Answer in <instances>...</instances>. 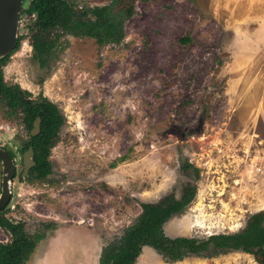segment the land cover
<instances>
[{"label":"rangeland","instance_id":"374dc122","mask_svg":"<svg viewBox=\"0 0 264 264\" xmlns=\"http://www.w3.org/2000/svg\"><path fill=\"white\" fill-rule=\"evenodd\" d=\"M21 23L4 78L65 116L47 179L12 181L6 215L28 221L30 232L56 224L27 264H98L141 203L179 198L193 182L180 169L186 159L200 169L197 192L163 224L167 236L238 231L264 210V0L135 1L121 39L61 36L43 70L19 52L31 33V21ZM25 137L0 111V146L17 151ZM7 238L0 227V241ZM135 264L258 263L241 250L172 262L145 246Z\"/></svg>","mask_w":264,"mask_h":264},{"label":"trees","instance_id":"16d2710c","mask_svg":"<svg viewBox=\"0 0 264 264\" xmlns=\"http://www.w3.org/2000/svg\"><path fill=\"white\" fill-rule=\"evenodd\" d=\"M135 1L149 0H111L109 4L96 8L97 19L92 21L76 14L70 0H26L23 11L28 17L35 14L34 18H29L33 59L40 66L45 65L59 46L62 34L93 37L98 44H103L105 37L121 39L123 20L132 14ZM117 5L121 6L116 8ZM23 36V33L18 35L14 50ZM179 40L186 41L184 37ZM11 53L0 59V111L6 117L16 118L26 131L31 128L33 120L40 117L39 133L30 137L21 150L32 145L34 151L35 165L30 169L27 180L43 181L52 172L51 149L59 138L65 116L53 101L41 93L34 100L24 101L21 96L27 97V91L4 80L3 66ZM180 169L189 172L193 182L186 183L179 198L168 194L157 203H141V212L134 223L126 227L120 238L102 248L98 264H135L145 246L172 262L189 255H216L241 250L253 255L258 264H264V210L250 214L245 226L234 232L211 234L201 239L169 237L164 233L163 224L172 215L182 213L196 196L200 169L187 159L181 163ZM0 225L11 234L7 241L0 242V264H27L37 244L56 224L42 221L30 232L21 223H9L0 216Z\"/></svg>","mask_w":264,"mask_h":264},{"label":"water","instance_id":"95a60500","mask_svg":"<svg viewBox=\"0 0 264 264\" xmlns=\"http://www.w3.org/2000/svg\"><path fill=\"white\" fill-rule=\"evenodd\" d=\"M26 0H0V59L7 56L16 46L21 13ZM34 127L39 128V118L34 122ZM1 162V186H0V210L11 199L12 178L15 174L13 158L0 147ZM35 165L31 148L23 154V175Z\"/></svg>","mask_w":264,"mask_h":264},{"label":"flooded vegetation","instance_id":"af4514ba","mask_svg":"<svg viewBox=\"0 0 264 264\" xmlns=\"http://www.w3.org/2000/svg\"><path fill=\"white\" fill-rule=\"evenodd\" d=\"M70 1H72V3H73V8H74V12L76 13V14H78V15H81V18H86V17H88V18H91L92 19V21H95L96 19H97V17H96V15H95V11H96V8H101V7H103V6H105V5H107V4H105V5H103V6H101V7H95V8H92V7H88V6H85V5H79L77 2H76V0H70ZM111 1V0H110ZM110 3V2H109ZM108 3V4H109ZM30 17H32V18H34L35 17V14H32ZM30 17H28L27 16V14H26V12H24L23 10H22V13H21V19H20V23H21V21H22V23L21 24H23V22H27V24H29L30 23ZM32 24V23H31ZM21 26V25H20ZM19 26V27H20ZM31 26V25H30ZM21 34V33H20ZM19 34V35H20ZM74 36V37H88V38H92V39H94L93 37H89V36H75V35H73V34H62L61 36ZM61 38V37H60ZM95 40V39H94ZM106 40H107V37H105V41H104V43L106 42ZM27 41V42H26ZM21 42V41H20ZM25 42L27 43L26 45V49L24 50V52H26V51H28L29 52V54L30 53H32V51H33V48H32V44H31V41H29V40H25ZM19 46H20V44H19ZM18 46V47H19ZM18 49V48H17ZM16 49V50H17ZM14 50V49H13ZM12 50V51H13ZM16 50H14L10 55H9V57L16 51ZM20 52V54L21 55H23L22 54V52H21V50L19 51ZM19 52H18V54H19ZM25 54V53H24ZM32 58H33V56H32ZM52 58H53V56H52ZM51 60V58H49L48 59V61L46 62V64L45 65H43V66H40L39 64H38V62H37V60H35V62H36V64H37V67L40 69V70H43V68L44 67H48L49 66V64H48V62ZM7 64V63H6ZM5 64V65H6ZM4 65V66H5ZM3 66V67H4ZM3 78H4V73H3ZM4 80H5V78H4ZM6 81V80H5ZM7 82V81H6ZM42 82H43V79L42 78H40L39 80H38V84H42ZM15 84H18V83H15ZM19 85V84H18ZM20 86V85H19ZM23 90H25V89H23ZM27 91V90H26ZM40 94V93H39ZM38 94V95H39ZM42 94V93H41ZM37 95V96H38ZM43 95V94H42ZM36 96V97H37ZM43 96H45V95H43ZM36 97H31L30 96V93H29V91H27V97H22L21 96V98L24 100V101H29V100H34ZM48 98V97H47ZM7 118H13V119H15L18 123H20L16 118H14V117H7ZM37 118H39V128L36 130L35 129V127H34V122L36 121V119ZM20 125H22L21 123H20ZM22 127L25 129V127L22 125ZM39 131H40V117L39 116H37L34 120H33V123H32V126H31V128L28 130V131H26V129H25V132H26V137L21 141V145L20 146H18V147H16L15 149L17 150V151H15L13 148H11V147H9V146H5V145H2V146H0L1 148H3L12 158H13V161H14V163H15V174H14V176H13V178H12V181H13V179L14 178H16V177H18V178H20V179H26L27 180V176H28V173H29V171H30V169L33 167H30L29 169H28V172H27V174L26 175H23V169H24V166H23V154H25V152L27 151V150H29L30 148H31V150H32V153H33V158H34V151H33V147H32V145H28L26 148H24L23 150H21L22 149V147H23V144L30 138V137H32V136H36L38 133H39ZM17 153H20V155H19V157L17 158V156H18V154ZM34 160V159H33ZM19 166H21V167H19ZM1 162H0V186H1ZM13 196H14V193H13V190H12V193H11V199H10V201L13 199ZM10 201L8 202V204L3 208V209H1L0 210V216L2 217V218H4L7 222H9V223H12V224H17V223H21L23 226H24V228L27 230V223H28V221H25V220H20V219H13V218H10L9 217V215H6V212H7V210H8V208H9V203H10ZM42 222V221H41ZM46 222H51V221H46ZM53 222V221H52ZM39 224V223H38ZM0 227H2L6 232H7V234H8V237L11 235L10 234V232H9V230L8 229H5V227H3V226H1L0 225ZM8 240V238L6 239V240H2V241H0V242H5V241H7Z\"/></svg>","mask_w":264,"mask_h":264},{"label":"built area","instance_id":"2783aa9c","mask_svg":"<svg viewBox=\"0 0 264 264\" xmlns=\"http://www.w3.org/2000/svg\"><path fill=\"white\" fill-rule=\"evenodd\" d=\"M26 42L25 41H23L22 42V44H21V52L23 53L24 52V50L26 49Z\"/></svg>","mask_w":264,"mask_h":264}]
</instances>
